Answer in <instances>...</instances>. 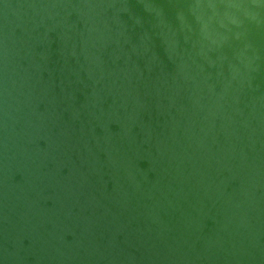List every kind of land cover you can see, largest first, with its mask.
<instances>
[{"label":"water","instance_id":"1","mask_svg":"<svg viewBox=\"0 0 264 264\" xmlns=\"http://www.w3.org/2000/svg\"><path fill=\"white\" fill-rule=\"evenodd\" d=\"M262 13L0 0V264H264Z\"/></svg>","mask_w":264,"mask_h":264},{"label":"bare ground","instance_id":"2","mask_svg":"<svg viewBox=\"0 0 264 264\" xmlns=\"http://www.w3.org/2000/svg\"><path fill=\"white\" fill-rule=\"evenodd\" d=\"M162 32H167V31H162ZM167 35H168L167 39L170 42L175 43L179 48H181V50L188 52V53L202 51V50H206L205 48H209L206 45L202 46V45L197 44V41H195L193 38H190L181 33L168 31ZM99 143L100 141L97 142V153L101 152V147L99 146Z\"/></svg>","mask_w":264,"mask_h":264},{"label":"rangeland","instance_id":"3","mask_svg":"<svg viewBox=\"0 0 264 264\" xmlns=\"http://www.w3.org/2000/svg\"><path fill=\"white\" fill-rule=\"evenodd\" d=\"M253 13H255V10L254 11H252V12H248L247 14H245V15H252ZM262 15L264 16V13H262ZM252 20H253V18H252ZM243 59H244V57H242ZM247 59H249V62H250V64H253V65H255L257 62L255 61V59L256 58H254L253 56H250V57H246ZM251 59V60H250Z\"/></svg>","mask_w":264,"mask_h":264}]
</instances>
